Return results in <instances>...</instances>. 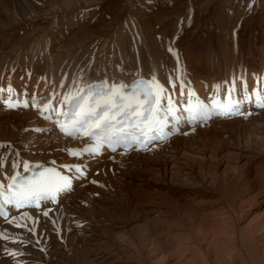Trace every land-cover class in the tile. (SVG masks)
<instances>
[{"label": "bare ground", "instance_id": "bare-ground-1", "mask_svg": "<svg viewBox=\"0 0 264 264\" xmlns=\"http://www.w3.org/2000/svg\"><path fill=\"white\" fill-rule=\"evenodd\" d=\"M58 1L0 5V191L26 169L75 179L0 217V264H264V0ZM147 79L244 110L96 157L59 131L74 99Z\"/></svg>", "mask_w": 264, "mask_h": 264}, {"label": "snow or ice", "instance_id": "snow-or-ice-1", "mask_svg": "<svg viewBox=\"0 0 264 264\" xmlns=\"http://www.w3.org/2000/svg\"><path fill=\"white\" fill-rule=\"evenodd\" d=\"M98 98L95 100V106H89L88 100H85L82 105H80V112L77 113L78 116L84 117L85 119H92V127L97 130L99 134H103L107 131L108 125L111 123V120L114 119V116H110V112L114 105H116L117 100L116 98L119 97L120 101L123 103L119 105V115H124L126 113H130L131 115L136 116H143V112L139 111L140 108H143L144 105L142 104H134L132 99H126L119 91H112L107 94H97ZM151 96L152 100L150 103H157L158 97L155 93H148L145 97L147 100L148 97ZM89 100L92 99L91 97L88 98ZM98 109H103L102 112H98ZM153 119L156 118V111L155 109L148 108L146 109ZM225 114H230V112H226ZM80 171V169H76ZM68 185L62 187H55L53 188L52 185L47 184L43 178L37 180L34 184H32L26 191L23 193V197L25 199L31 200L33 197L36 199L44 198L46 195H50L53 191H61L64 190ZM54 198V197H53ZM9 200H6L5 203H9ZM21 206V202L16 204V207L19 208ZM46 214V213H45ZM17 227L21 225L17 224Z\"/></svg>", "mask_w": 264, "mask_h": 264}, {"label": "rangeland", "instance_id": "rangeland-1", "mask_svg": "<svg viewBox=\"0 0 264 264\" xmlns=\"http://www.w3.org/2000/svg\"><path fill=\"white\" fill-rule=\"evenodd\" d=\"M62 1V2H61ZM60 2L58 1V2H53V3H49L48 5H46L45 6V8H48V7H50V8H52V7H54V6H60V5H64V6H66V5H69V4H71V3H75V2H78V0H61ZM84 2H86V3H93V2H95V1H101V0H83ZM92 1V2H91ZM10 3H12V0L11 1H8V0H2V2L0 3V5H8V4H10ZM23 11H25V10H23ZM27 11V10H26ZM28 12V11H27ZM10 16L9 17H14V15H15V17L17 16V13L18 12H15L14 11V9H11L10 10ZM23 13V12H22ZM12 14V15H11ZM129 20V19H128ZM126 25V24H125ZM115 30L117 31L118 30V27H116L115 28ZM121 31H122V29H121ZM132 31V30H131ZM124 31H122V33H123ZM121 32H119V34H120ZM130 33H134L133 31L132 32H130ZM136 35V34H135ZM95 38V40H97V37H94ZM85 41H88L87 39L85 40ZM95 43H96V41H95ZM77 46H79V44H77ZM76 47V46H75ZM260 58H261V64H259V67H264V55H261L260 56ZM234 68H236V67H234ZM230 70V69H229Z\"/></svg>", "mask_w": 264, "mask_h": 264}]
</instances>
